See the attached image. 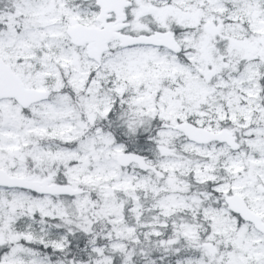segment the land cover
Returning <instances> with one entry per match:
<instances>
[{"label":"snow or ice","instance_id":"6c2138e0","mask_svg":"<svg viewBox=\"0 0 264 264\" xmlns=\"http://www.w3.org/2000/svg\"><path fill=\"white\" fill-rule=\"evenodd\" d=\"M0 264H264V0H0Z\"/></svg>","mask_w":264,"mask_h":264}]
</instances>
